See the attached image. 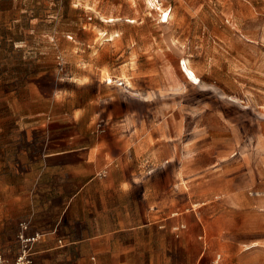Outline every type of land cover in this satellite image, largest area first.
<instances>
[{
    "label": "crops",
    "instance_id": "crops-1",
    "mask_svg": "<svg viewBox=\"0 0 264 264\" xmlns=\"http://www.w3.org/2000/svg\"><path fill=\"white\" fill-rule=\"evenodd\" d=\"M130 67L135 82L150 75ZM84 85L83 103L40 114L29 143L26 114L12 116L4 105L0 255L16 260L20 224L29 221L26 234H40L33 264H208L222 253L208 256L221 247L212 232L230 229L224 212L254 202L250 178L232 158L204 164L201 127L171 126L147 92L93 79ZM248 247L245 257H263V243ZM223 256L225 264L245 263Z\"/></svg>",
    "mask_w": 264,
    "mask_h": 264
},
{
    "label": "rangeland",
    "instance_id": "rangeland-1",
    "mask_svg": "<svg viewBox=\"0 0 264 264\" xmlns=\"http://www.w3.org/2000/svg\"><path fill=\"white\" fill-rule=\"evenodd\" d=\"M137 63L150 75L135 82ZM90 79L123 81L171 126L201 127L204 164L234 159L255 199L224 212L230 229L212 232L221 247L207 253L264 264L245 257L264 244V0H0V122L9 101L29 143L40 114L83 103Z\"/></svg>",
    "mask_w": 264,
    "mask_h": 264
},
{
    "label": "built area",
    "instance_id": "built-area-1",
    "mask_svg": "<svg viewBox=\"0 0 264 264\" xmlns=\"http://www.w3.org/2000/svg\"><path fill=\"white\" fill-rule=\"evenodd\" d=\"M123 81L119 82L122 85ZM29 221H24L20 224V230L18 237L21 242L19 254L14 262L7 261L2 255H0V264H33V247L32 244L37 240L40 234L27 235L26 231L29 228ZM100 264V263H95ZM208 264H225V259L222 253H217L215 257Z\"/></svg>",
    "mask_w": 264,
    "mask_h": 264
},
{
    "label": "bare ground",
    "instance_id": "bare-ground-1",
    "mask_svg": "<svg viewBox=\"0 0 264 264\" xmlns=\"http://www.w3.org/2000/svg\"><path fill=\"white\" fill-rule=\"evenodd\" d=\"M150 3L153 4V0H149ZM114 17H111L109 20H114ZM184 68L187 69L186 63H184ZM110 80H112L110 77H108Z\"/></svg>",
    "mask_w": 264,
    "mask_h": 264
}]
</instances>
